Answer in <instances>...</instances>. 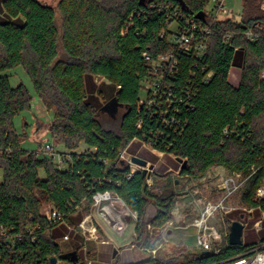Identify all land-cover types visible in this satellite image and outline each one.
Wrapping results in <instances>:
<instances>
[{"label":"trees","instance_id":"16d2710c","mask_svg":"<svg viewBox=\"0 0 264 264\" xmlns=\"http://www.w3.org/2000/svg\"><path fill=\"white\" fill-rule=\"evenodd\" d=\"M262 1L241 0L239 16L212 21L206 18L212 0H59L55 6L40 0H0V233H5L0 236V264H51L53 258L82 264L83 238L75 229L89 213L93 195L105 191L136 214L135 244L152 246L148 229H162L171 220L177 183L168 179L154 192L146 177L131 173L119 155L134 138L148 142L161 134L156 148L186 160L178 174L187 180L201 179L213 167L246 174L263 165ZM199 12L203 20L195 17ZM183 17L209 25L211 35L206 54L201 59L181 55L168 82L177 92L188 84L192 70L197 78L201 67L212 75L181 105L180 128L174 132L138 101L152 61L169 49L170 26ZM246 30L256 39L248 41ZM16 67L27 74L34 95L53 114L47 131L69 151L63 168L21 147L28 124L18 133L13 119L31 109L33 97L23 83L10 84L7 72ZM233 69L235 84L229 80ZM120 109L124 112L118 115ZM81 145L91 151L79 152ZM263 177L260 168L244 185L240 201L264 213V199H253ZM43 204L61 212L64 222L50 224L39 213ZM149 205L155 212L145 221ZM28 225L38 229L29 234ZM67 232L76 240L71 245L76 261L61 258L66 253L57 239ZM258 234L257 241L250 236L240 246L225 244L218 254L197 250L180 258L147 255L110 264H215L264 243V222ZM15 235L20 238L10 242Z\"/></svg>","mask_w":264,"mask_h":264},{"label":"built area","instance_id":"2783aa9c","mask_svg":"<svg viewBox=\"0 0 264 264\" xmlns=\"http://www.w3.org/2000/svg\"><path fill=\"white\" fill-rule=\"evenodd\" d=\"M212 8L210 15H207L206 18H212V21L219 19L220 17H230L233 15L231 9L225 7V0H212ZM264 7V0H263ZM179 17V15H176ZM174 29H171L170 34L166 36V39L169 43V49L164 53L159 55L151 63V71L147 76L146 80L142 85V92L138 104L140 108H144L150 113V116H157L166 129L174 130L178 132L180 128V121L178 117L180 116L181 110L180 107L182 104H188L190 95L194 94L199 88V85L206 84L212 73L206 71L205 67L200 68V78H197V73L195 70L190 72L191 78L188 80V84L179 87L180 89L176 90L171 87L168 82V78H173L179 67V57L183 54H189L196 59H201L207 52V37L211 35L210 26L203 24L202 22H196L192 19L181 18V22L175 23ZM171 27V26H170ZM164 36V33H161V37ZM244 37L248 41H253L256 39V35L251 30H246ZM146 59H150L146 54H142ZM260 79L264 80V69L260 72ZM188 101H187V100ZM44 107V106H43ZM45 109V108H44ZM159 137H154L151 141L145 142L134 138L129 144V146L123 150L119 158L124 161L130 168L131 173L142 171V167L131 162L132 157H137L136 155H129V158H125L128 148L133 143H139L147 149L150 150L153 154H163L166 155L163 151H160L156 148V142L159 141ZM40 154L46 155L51 158L53 162L59 167L63 168L65 163L69 160L68 152L57 154L54 151L52 144H45L41 147L39 151ZM172 156V155H168ZM176 159L174 156H172ZM138 158V157H137ZM260 168H264V159L263 165L261 167H251L249 172L244 173H227L224 177L220 178L219 183L217 184L219 198L216 202L205 201L201 210L199 211L198 216L184 228H173V229H182L194 230V246L199 251H212L213 254H218L221 248L228 244V230L224 233L220 232L214 225L210 223V219L213 218L217 213L221 215L231 212L235 208H227L225 206L226 202L230 200L235 194L240 193L247 183V181L258 171ZM147 171L149 170L148 166L146 167ZM181 166L179 167V171ZM146 177V184L148 185L149 179L151 177ZM179 173V172H178ZM0 177H1V167H0ZM254 200L259 201L264 199V177L261 183L257 186L254 192ZM93 203L92 208L95 210L98 208L100 211L98 214L105 219L107 224L113 225L114 229L118 232H123L125 230V225L122 222L123 209L127 208L122 199L117 197L111 192H97L92 197ZM43 205L47 206L46 210L43 211ZM39 210L41 216H43L50 224H59L63 223V214L54 208L51 204H43ZM102 205V206H101ZM240 210V207H238ZM253 207H241L242 213L251 215L253 213ZM260 212V211H259ZM263 215L264 213L261 212ZM135 214V213H134ZM135 214V218H136ZM264 219V217H263ZM262 220L259 219L254 222L256 231L258 232L261 227ZM243 224V223H242ZM243 224V229H244ZM79 228V230H77ZM26 231L29 234L35 229H38V226L28 225L25 227ZM68 231H71L72 228L67 226ZM75 231L84 239H97V227L93 225L91 221L83 220L76 227ZM172 228L164 229V236H173ZM181 232V231H180ZM179 232V233H180ZM5 233H0V236H4ZM243 235V233H242ZM166 237V238H167ZM170 237V238H171ZM20 235H15L14 239L10 242L18 240ZM35 237H32L34 240ZM63 240H68V234L62 236ZM83 240V241H84ZM179 241V240H178ZM179 245H185L186 238L182 241L177 242ZM243 243V238H242ZM186 246V245H185ZM147 255L151 257H156L155 254L158 250L156 246H150L147 248H142ZM57 262V261H56ZM82 264H92V260L87 258V254L83 257ZM215 264H264V243L259 244L249 250H246L240 254H237L230 259L225 261L215 263Z\"/></svg>","mask_w":264,"mask_h":264},{"label":"rangeland","instance_id":"374dc122","mask_svg":"<svg viewBox=\"0 0 264 264\" xmlns=\"http://www.w3.org/2000/svg\"><path fill=\"white\" fill-rule=\"evenodd\" d=\"M40 1L47 5L55 6L59 0ZM225 7L231 9L234 15L239 16L242 11V2L241 0H225ZM261 9H264L263 1L261 3ZM57 19L59 22L58 16ZM174 27L175 25L172 24L170 28L174 29ZM7 74L9 75V81L12 86H16L19 82L23 83L29 94L33 97L31 109L20 113L13 119L14 128L18 133L22 132L24 123L28 124L25 130L26 135L25 137H21L20 140L21 147L28 151L37 152L39 156H41L39 151L45 144H52L54 151L61 156L63 155L62 153L69 152L62 146H58L49 137L47 128L53 114L50 110L44 109L38 101V103L36 102L34 91L27 74L21 67H16L8 71ZM237 78V72L233 69L230 72L229 80L235 84ZM122 112H124V109H120L118 115ZM78 151H91V149H88L85 145H81ZM126 153V159L129 158V155L133 154L145 160L148 165H152L151 174H156L157 177L150 178L148 185H150L154 192H159L168 179H175L177 183L174 187L175 198L171 211V220L162 229H148V235L152 240V245L158 247L155 256L160 259H168L170 257L180 258L182 254H190L197 251V248H193L194 237L192 229L182 231V229L173 228H184L192 222L198 216L205 201L214 203L218 200L217 184L220 178L224 177L227 172L220 167H213L203 178L187 180L179 178L178 172L181 163H178L172 156L153 154L147 147L139 143H133ZM40 175L42 177V174ZM240 193L235 194L225 204L227 208H235L236 210L233 209L231 212L223 215L217 213L210 219V223L220 232L224 233L230 222L239 221L245 225L242 235L243 241L249 240L250 236L253 241H257L259 239L258 232L263 229L264 215L258 210H253L251 215L242 213L240 211L241 207H245V205L240 201ZM238 207H240V210ZM46 208L47 206L43 205V211ZM99 211L100 209L97 208L95 210L91 207L89 213L84 216V221H91L97 227V239H83V248L80 249L82 257L88 254V251H91L95 253V258L91 259L92 264H110L114 260H118L121 263H129L147 256V253L142 250V247L139 244H135L134 241L135 234L133 227L136 218L133 212L128 208L123 209L122 222L125 225V230L118 232L114 229L113 225L105 222V219L98 214ZM154 212V206L149 205L146 209L144 220L148 221L154 215ZM259 219L262 220V223L257 232L254 222ZM166 228H172V237L169 236L168 238L164 236V229ZM66 234H68V240H63L62 238L57 239L64 253L73 251V246L71 245L76 241L73 233L69 234L67 232ZM184 238H186V246H180L177 242L182 241ZM77 244L80 245V243ZM55 264H67V262L58 260Z\"/></svg>","mask_w":264,"mask_h":264},{"label":"water","instance_id":"95a60500","mask_svg":"<svg viewBox=\"0 0 264 264\" xmlns=\"http://www.w3.org/2000/svg\"><path fill=\"white\" fill-rule=\"evenodd\" d=\"M204 13L203 12H199L196 14V18L199 20H203L204 18ZM113 109L115 111V106L113 105ZM176 161L178 163H181V169L184 168V166L186 165V160H182L181 158H176ZM131 162L141 166L143 169L140 172L141 175L143 177H149L151 171H147L146 167L148 166V169L151 170L152 169V165H148L147 162L143 159L137 158V157H132L131 158ZM77 230H79V228H77ZM227 230H228V245L230 246H240L242 245V233H243V224L240 223L239 221H232L228 226H227ZM208 251H202L201 254L205 255L207 254ZM62 259H70L72 261H76V253L75 251L72 252H68L64 255L61 256ZM56 259L53 258L51 260V264H55Z\"/></svg>","mask_w":264,"mask_h":264},{"label":"crops","instance_id":"0c3cea01","mask_svg":"<svg viewBox=\"0 0 264 264\" xmlns=\"http://www.w3.org/2000/svg\"><path fill=\"white\" fill-rule=\"evenodd\" d=\"M35 100H36V102L38 101L40 104H41V102L39 101V99L35 96ZM37 102V103H38ZM42 105V104H41ZM43 106V105H42Z\"/></svg>","mask_w":264,"mask_h":264},{"label":"bare ground","instance_id":"6f19581e","mask_svg":"<svg viewBox=\"0 0 264 264\" xmlns=\"http://www.w3.org/2000/svg\"><path fill=\"white\" fill-rule=\"evenodd\" d=\"M192 233H194V230H193V232Z\"/></svg>","mask_w":264,"mask_h":264}]
</instances>
